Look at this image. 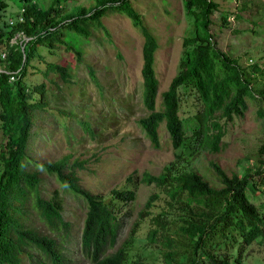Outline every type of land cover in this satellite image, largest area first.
Returning <instances> with one entry per match:
<instances>
[{"label": "trees", "instance_id": "obj_1", "mask_svg": "<svg viewBox=\"0 0 264 264\" xmlns=\"http://www.w3.org/2000/svg\"><path fill=\"white\" fill-rule=\"evenodd\" d=\"M59 1L51 0L45 5L37 0H21V20L0 22V46L4 51L0 57L4 67L0 71V133L5 137L0 144V264H17L20 256L37 264H73L60 250L59 237L69 226L60 213L62 198L56 187L49 195H41L39 173L42 172L52 174L63 189L82 197L85 210L77 249L88 258V264H154L139 256L130 259L126 238L115 245L117 231L122 226L120 209L134 198L132 188L112 187L104 199L79 186L75 170L82 167V159L68 161L66 154L56 159L35 160L26 155L35 113L47 110V101L45 83L39 81L29 86L25 75L36 71L44 78L53 73L62 81L69 79L67 67L55 60L46 61L40 48L52 53L62 47L65 52L72 50L79 59V41L88 37L90 26L100 24L103 14L116 11L128 16L142 36L139 73L141 103L146 114L136 122L154 146L158 145L159 126L163 125L174 159L181 157L186 144V130L178 114L179 87L192 88L200 104L193 115V140L200 147L216 152L221 149L224 133L218 119L225 121L241 115L247 99H264V86L253 84L256 75H264V69L255 62L241 65L236 57L215 45L209 24L216 1L182 0L193 30L182 39L177 72L159 92L160 107L156 108L157 78L153 65L158 42L132 8L131 1L90 0L88 5L76 6L65 14L57 7ZM4 5L5 1L0 0V9ZM225 20L223 15V24ZM17 32L23 33V37L9 42ZM32 59L43 67L31 63ZM88 72L91 75L90 67ZM256 113L264 118L261 106L256 108ZM257 152H264V143ZM209 167L218 186L212 185L199 171L178 169L172 162L163 165L156 174L143 171L137 179L140 183H153L179 206L197 214L183 218L175 228L174 237L163 239V264H198V249L202 250L207 264H241L246 245L264 239V219L246 194V184L253 173L247 167L242 174L233 168L225 169L212 160ZM255 170L260 171L258 167ZM125 180L129 181L130 175ZM211 196L222 198L221 210L210 213L203 208L197 210L199 205H207L206 199ZM150 203L147 198L144 207ZM155 218V223L163 227V218ZM133 230L130 227L127 238H131ZM153 233L151 230L149 235ZM207 247L213 251H206ZM220 248L223 252H219Z\"/></svg>", "mask_w": 264, "mask_h": 264}, {"label": "rangeland", "instance_id": "obj_2", "mask_svg": "<svg viewBox=\"0 0 264 264\" xmlns=\"http://www.w3.org/2000/svg\"><path fill=\"white\" fill-rule=\"evenodd\" d=\"M4 1L0 22L16 21L21 0ZM37 1L47 5L51 0ZM89 1L60 0L57 7L65 14L76 6L88 5ZM130 1L158 42L153 69L157 78L155 107L159 108V92L177 72L182 39L192 33V19L185 13L182 0ZM214 1L217 6L210 14L209 31L215 45L236 57L241 65L255 62L264 69V0ZM234 14L240 17L236 18ZM15 34L12 41L23 37L21 32ZM141 42L142 36L130 18L114 11L103 14L100 24L90 26L88 37L79 41V59L72 50L65 52L59 47L50 53L41 47L46 61L55 60L67 67L69 79L62 81L53 73L44 78L36 71L25 75L29 86L39 81L45 83L44 98L47 101V110L35 113L27 146L28 154L35 160L56 159L66 154H69L68 161L82 159V167L75 170L79 186L104 199L108 198L112 187L132 188L134 198L120 209L122 226L117 231L115 245L126 238L130 259L139 256L142 260L163 264V239L174 237L175 228L183 218L197 214L179 206L153 183H140L137 179L143 171L156 174L163 165L172 162L178 169L199 171L212 185L218 186L209 167L210 160L241 174L247 167L253 174L246 184V194L264 219V152H257L259 145L264 143V118L256 113L258 106L264 109V99H247L241 115L225 121L219 118L224 128L222 146L219 151L210 152L196 144L191 136V127L195 125L193 115L200 108L195 92L192 88L179 87L178 114L186 130V144L181 157L174 159L163 125L159 126L158 145L154 146L136 122L139 116L146 114L141 103ZM0 49L3 50L2 46ZM31 63L43 67L35 59ZM0 68L4 70L2 62ZM253 84L264 86V75H256ZM3 139L0 133V141ZM257 167L259 174L254 172ZM39 174L41 195H49L51 189L58 188L63 203L62 215L69 222L59 237L62 253L73 264H88V258L77 249L85 210L82 197L63 189L51 174ZM127 175H130L129 181L125 180ZM147 198L151 203L144 207ZM206 202L207 205L201 204L197 210L203 208L210 213L222 208L221 197L211 196ZM157 216L163 218V227L155 223ZM130 227L134 230L131 238H127ZM151 230H154L152 236L149 235ZM230 249L234 253L235 247ZM207 250L213 251L208 247ZM201 251L197 250V262L207 264ZM219 252H223L222 248ZM241 264H264V239H255L246 245Z\"/></svg>", "mask_w": 264, "mask_h": 264}, {"label": "clouds", "instance_id": "obj_3", "mask_svg": "<svg viewBox=\"0 0 264 264\" xmlns=\"http://www.w3.org/2000/svg\"><path fill=\"white\" fill-rule=\"evenodd\" d=\"M3 69H1L0 68V71H2ZM3 136V135H2ZM4 137V136H3ZM28 139H30V138H28ZM4 140H5V137H4V139L2 140V141H0V144H2L3 142H4ZM27 145H28V143H27ZM26 145V148H25V152H26V155L27 156H30L31 158H33L32 156H31V154H28L29 153V150H28V146ZM52 175V174H51ZM41 182V181H40ZM72 193H74V192H72ZM75 194V193H74ZM60 213H61V216H62V218L64 219V217H63V215H62V209L60 210ZM65 220V219H64ZM79 235V234H78ZM78 244V243H77ZM60 250H61V247H60ZM62 252V251H61ZM65 256V258H67L68 259V262L70 263V259L66 256V255H64ZM17 264H37L36 262H31V261H29L28 259H27V257L26 256H20V258H19V260H18V263ZM43 264H46V262L45 263H43Z\"/></svg>", "mask_w": 264, "mask_h": 264}, {"label": "built area", "instance_id": "obj_4", "mask_svg": "<svg viewBox=\"0 0 264 264\" xmlns=\"http://www.w3.org/2000/svg\"><path fill=\"white\" fill-rule=\"evenodd\" d=\"M17 20H21V15L18 16ZM12 21H9V23H11ZM15 36H17V34H15L13 37L10 38V42H12L11 39L15 38ZM20 37V36H19ZM17 39V38H16ZM15 41V40H14ZM4 56V51L0 49V57ZM11 77V76H10Z\"/></svg>", "mask_w": 264, "mask_h": 264}]
</instances>
